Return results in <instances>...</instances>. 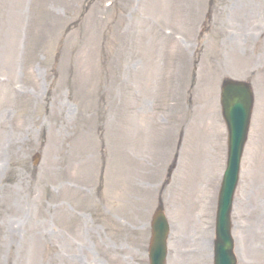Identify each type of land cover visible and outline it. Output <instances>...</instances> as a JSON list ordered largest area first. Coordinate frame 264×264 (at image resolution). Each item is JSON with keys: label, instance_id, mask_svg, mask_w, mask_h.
Instances as JSON below:
<instances>
[{"label": "rangeland", "instance_id": "rangeland-1", "mask_svg": "<svg viewBox=\"0 0 264 264\" xmlns=\"http://www.w3.org/2000/svg\"><path fill=\"white\" fill-rule=\"evenodd\" d=\"M224 78L254 93L234 252L264 264V0H0V264H148L159 203L166 264H212Z\"/></svg>", "mask_w": 264, "mask_h": 264}, {"label": "water", "instance_id": "water-1", "mask_svg": "<svg viewBox=\"0 0 264 264\" xmlns=\"http://www.w3.org/2000/svg\"><path fill=\"white\" fill-rule=\"evenodd\" d=\"M221 104L228 130V156L216 213L214 264H235L229 212L252 107L250 86L244 82L224 81ZM167 233V221L160 210H157L152 220L150 264H164Z\"/></svg>", "mask_w": 264, "mask_h": 264}, {"label": "bare ground", "instance_id": "bare-ground-1", "mask_svg": "<svg viewBox=\"0 0 264 264\" xmlns=\"http://www.w3.org/2000/svg\"><path fill=\"white\" fill-rule=\"evenodd\" d=\"M58 257L61 258V256L66 258L65 255L57 253ZM67 261L70 262V264H81L82 262L78 259H72V258H67Z\"/></svg>", "mask_w": 264, "mask_h": 264}]
</instances>
